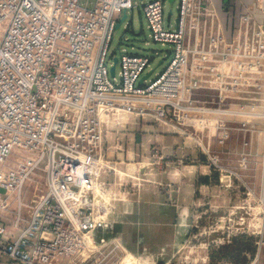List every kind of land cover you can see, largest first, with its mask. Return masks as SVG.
I'll use <instances>...</instances> for the list:
<instances>
[{"label":"built area","instance_id":"obj_1","mask_svg":"<svg viewBox=\"0 0 264 264\" xmlns=\"http://www.w3.org/2000/svg\"><path fill=\"white\" fill-rule=\"evenodd\" d=\"M236 1L229 35L221 12L232 0L221 9L217 0H179L173 28L165 0L143 4L151 38L172 50L140 85L149 56L122 53L114 76L109 56L137 1L0 0V216L11 214L20 232L0 223L4 264H122L116 194L99 181L112 169L110 119L155 113L206 129L245 117L250 94L261 103L250 114L264 118V0Z\"/></svg>","mask_w":264,"mask_h":264},{"label":"rangeland","instance_id":"obj_2","mask_svg":"<svg viewBox=\"0 0 264 264\" xmlns=\"http://www.w3.org/2000/svg\"><path fill=\"white\" fill-rule=\"evenodd\" d=\"M134 1L138 7L129 10L125 21L114 31L109 56L110 59L120 58L122 53L149 56L151 67L145 74L154 69L150 77L153 79L167 66L172 48L162 46L150 36L142 9V5L150 0ZM178 6L179 0H165L164 15L167 25L171 21L172 28L179 14ZM252 98L250 94L245 117H231V121L229 117L221 120L214 117L217 119V126L211 127L215 129L214 133H195L190 123L181 126L155 113L144 117L122 114L118 125L110 119L106 151L107 158L113 161L112 169L99 181L116 194V209L121 203L137 199L132 196L136 191L139 193L141 183L147 179L149 182L150 179L157 180L156 186L166 204L176 208L181 205V209H176L175 220L177 225L180 221L179 226L183 228V239L172 253L158 255L151 248V256L143 258L141 254L120 249L122 264H228L219 258L220 248L241 235L252 236L256 249L244 264H250L255 256V264H264V246L258 251L256 244L264 238V118L250 114L252 108L261 104ZM177 127L186 132L178 135L182 139L176 143L179 148L172 137ZM162 131L168 137L164 148ZM148 134L160 138L155 143L145 144L143 136ZM154 145L157 148H153ZM147 158L153 165L130 168V164L134 166L138 160L146 161ZM159 158L161 163L154 164ZM176 169L182 170L180 176L175 174ZM175 175L177 180L182 177V183L175 185L171 181ZM34 188L32 182L27 199ZM176 192L181 196L175 199ZM112 217L113 222L117 221ZM9 218L12 219L11 214L0 216V223L11 226Z\"/></svg>","mask_w":264,"mask_h":264},{"label":"crops","instance_id":"obj_3","mask_svg":"<svg viewBox=\"0 0 264 264\" xmlns=\"http://www.w3.org/2000/svg\"><path fill=\"white\" fill-rule=\"evenodd\" d=\"M222 1L223 0H217V3H222ZM229 33L227 34L229 35ZM190 127L195 133L197 132L200 134L206 132L214 133L215 130L214 128L200 129L195 127L193 124ZM173 133L174 136L172 137L176 140L174 145H178L176 143L181 142L182 140L178 135H182L184 132L181 127H177L176 131ZM149 135L150 134H148V136ZM148 136H146L147 138L143 136L142 142L146 140L145 144L155 143V140L160 138ZM167 138L166 132H163V136L161 138V143L163 144L162 148L166 147L165 144L167 142ZM136 141L137 139L134 140V142ZM154 147L157 148L156 145H154L153 148ZM179 147L180 146L178 145V148ZM129 158L131 159V156ZM121 159H123L122 156ZM161 160L162 159L159 158V160H157L154 164L161 163ZM148 163L153 165V162L148 158L146 161L138 160L134 166L130 164V168H134L136 166L140 168V166L147 165ZM144 171L146 170L144 169ZM181 171V169H176L175 174L180 176L179 173ZM176 175L171 180L175 185L176 182L179 184L182 183V177H179L177 180ZM150 181L151 182L147 179V181L141 183L142 186L139 188V193L136 191L134 196H132V199L134 197L137 199L134 202L132 200L128 203H121L116 209L114 214L115 216L113 215L112 217L114 219L116 217L117 219V221H115L116 230L113 232V235L118 238L123 249L126 252H130L132 254L134 253L135 255L143 254V256L140 255V257L143 258L147 257L146 255L151 256V248H154V253H157L158 255L163 253L170 254L177 249L183 239V228L179 226L182 223L179 221V225H177L175 220L176 209L178 207L176 208V206H173L172 204H166V201L163 200L164 195H162L159 188L156 186V182L158 181L153 179H150ZM136 195L138 196L136 197ZM179 195L180 193L176 192L173 196L176 199L181 196ZM118 209H120L119 214L116 216ZM178 209H181V205ZM7 231L8 235L13 234L14 236H17L20 233L19 229L15 230L12 226H7ZM5 261L6 257L0 255V263L4 264Z\"/></svg>","mask_w":264,"mask_h":264},{"label":"trees","instance_id":"obj_4","mask_svg":"<svg viewBox=\"0 0 264 264\" xmlns=\"http://www.w3.org/2000/svg\"><path fill=\"white\" fill-rule=\"evenodd\" d=\"M249 3L250 0H244ZM221 9L222 3H217ZM242 11L241 5L236 0H232L230 8L227 12H221V17L224 22L226 33L231 32L237 24V16ZM252 236L241 235L233 238L232 243L222 246L219 251V258H222L228 264H244L254 255L256 249ZM215 257L214 255H212ZM211 256V257H212Z\"/></svg>","mask_w":264,"mask_h":264},{"label":"water","instance_id":"obj_5","mask_svg":"<svg viewBox=\"0 0 264 264\" xmlns=\"http://www.w3.org/2000/svg\"><path fill=\"white\" fill-rule=\"evenodd\" d=\"M169 1H170V2H173L174 0H169ZM126 18H127V12L125 11V12L123 13L121 19H120V22H118L116 28H119L120 25H121V23H122ZM117 63H118V57H114V58H113V65H112L111 68H110V73H111L112 76H114L115 73H116V65H117ZM161 63H162V61L160 62V64H161ZM153 72H154V70L152 69V70H150L148 73H146L145 75H143L142 78H141L140 81H139V84H140V85H143V84H144V81H145V80H148V79L151 77V75L153 74Z\"/></svg>","mask_w":264,"mask_h":264}]
</instances>
